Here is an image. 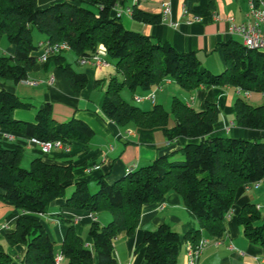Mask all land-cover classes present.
<instances>
[{
	"label": "trees",
	"instance_id": "trees-1",
	"mask_svg": "<svg viewBox=\"0 0 264 264\" xmlns=\"http://www.w3.org/2000/svg\"><path fill=\"white\" fill-rule=\"evenodd\" d=\"M124 0H62L46 7H38L37 0H0V39L4 36L14 45L12 55L0 56V78L13 83L27 78L37 62L38 43L32 40L37 30L49 43L66 42L76 60L92 55L99 44L107 50V60L115 66L116 75L110 77L102 101L103 113L119 126L133 124L149 129L162 127L168 141L178 137L200 138L185 145L183 159L160 156L152 162L132 168L120 179L108 182L97 179V190L90 192L88 182L76 181L65 198V206L110 213L105 224L94 221L88 229L94 252L68 223L60 254L67 264H116L114 240L120 235L131 236L139 224L142 206L159 202L169 192L180 195L184 206L195 216L199 228L189 229L183 236L197 244L202 231L212 239H220L227 232L225 215L230 211L237 191L245 185L264 180V139H245L212 136L220 111L214 102H206L195 110L181 98L173 96L170 110L154 104L144 110L125 100V88L151 92L164 80L175 81L182 89L192 91L204 86H232L244 92L264 94V52L248 48L241 41L230 38L221 43L224 69L213 73L202 66L197 55L180 52L168 43H159L148 35L122 25L112 10ZM197 0H184L187 12H193ZM214 0H208L205 12L195 15L211 16ZM131 16L144 23H157L160 16L149 14L133 5ZM66 51L51 54V60L64 74L70 88L79 92L86 84L85 73L78 72L66 60ZM31 104L15 94L0 90V128L39 140H61L86 143L93 130L74 117L56 122L52 107L46 103L35 113L33 122L14 117L16 109H28ZM170 115L175 124L167 127ZM234 122L244 128L264 130V106L252 105L239 97L234 103ZM23 146L13 141H0V199L20 211L15 229L6 233L9 245L26 246L21 264H55V241L36 217L47 211L53 200L65 196L72 184L73 165L49 163L41 156L30 161L29 168L20 166ZM40 153L41 150L38 149ZM243 236L258 245L264 257V218L251 203L242 206L238 216ZM181 237L168 224L145 230L141 245L144 264H176ZM0 264H14L0 243Z\"/></svg>",
	"mask_w": 264,
	"mask_h": 264
},
{
	"label": "crops",
	"instance_id": "crops-1",
	"mask_svg": "<svg viewBox=\"0 0 264 264\" xmlns=\"http://www.w3.org/2000/svg\"><path fill=\"white\" fill-rule=\"evenodd\" d=\"M60 1L62 0H37V4L38 7H46ZM256 1L258 6L264 10V0ZM165 4H168L170 8L167 14H163L162 11ZM133 5H137L149 14L160 16L159 21L144 23L134 20L127 12L128 9H132ZM183 5L184 0H124L112 10V14L116 15L119 10V17L124 28L148 35L155 42L168 43L177 51H192L197 55L202 66L213 73L221 72L224 69L221 43L237 37L228 33L230 22L228 18L231 17L235 24L249 21L251 19L249 1L214 0L210 11L211 16H200L199 19H194V16L207 10L208 0H197L193 5V12L186 14L183 13ZM213 15H217L219 20L214 19ZM43 38L42 36L37 43ZM0 52L2 53L0 56L12 55L14 45L9 42L0 43ZM38 54L39 50L35 52L36 57ZM66 60L70 62L67 57ZM73 60L78 66L76 68L70 62L74 69L85 73L87 78L85 86L79 92L72 91L64 74L51 60L37 61L32 67L27 78L34 84L13 83L9 79L0 78V90L5 89L15 94L20 100L30 103L33 108L32 111L16 109L14 111L16 119L33 122L36 110L48 103L52 107V117L56 122L74 117L86 122L93 130L92 137L86 143L71 141L64 148L52 149L49 153L43 154L29 143V137L0 128V141L19 143L24 149L39 152L38 156L49 163L65 161L72 163L73 180L67 188L72 189L74 183L80 180L88 182V186L89 183L95 182L96 184L100 177L108 182L116 181L124 176L126 168H138L160 156L179 159L185 145L201 140L200 138L178 137L168 141L162 127L144 129L131 123L124 126L117 125L102 111L105 87L110 77L116 75L113 62L107 60V64L96 67L90 63L81 65L75 62V55ZM165 86L169 87V93L175 89L183 91L187 96L181 99L195 110L203 109L206 102H214L217 105L220 115L213 126L212 136L264 139V130L240 127L234 122L236 99L241 97L252 105L264 106V94L261 92L245 93L232 86L204 85L187 91L175 81L167 79L161 84L160 89L156 87L152 90L153 100L145 97L138 102L135 97H144L148 94L139 89L132 93L125 88L121 95L124 94L122 97L126 99L129 94L131 99L142 104L140 107L144 110L151 109L154 104H161L164 107L166 104L163 103H167L163 95ZM170 103L167 104L169 107H164L167 111L170 110ZM174 124L175 121L170 115L167 127H172ZM10 136L12 139L9 138ZM262 183L264 180L242 186L237 191L230 209L231 215L226 219L227 232L222 238H209L202 231V238L208 239V244L202 250L196 264H264L261 248L247 241L237 221V216L246 203L253 204L260 217L264 218V186ZM65 198L53 200L47 211L36 217L49 237L56 241L57 254H60V244L64 239L68 223L74 225L76 233L81 237L82 233L87 230L86 237L82 238L94 252L92 239L88 236L89 226L94 221L99 224L107 223L106 221L111 218L110 213L107 211V215L101 213L97 215L90 211L70 208L65 206ZM20 213V211L14 212L12 206L0 199V243L11 256L14 264H21L26 246L23 244L9 245L5 234L15 229V220ZM99 217L104 222H101ZM162 223L168 224L181 237V248L176 264H187V247L190 242L184 240L183 236L189 229L199 228V224L195 216L184 206L180 195L175 192L167 193L159 202L144 204L134 233L131 236L120 234L114 240L113 255L116 264H144L145 249L141 245L143 232L154 230ZM60 264H67V261L62 258ZM94 264H97L96 255Z\"/></svg>",
	"mask_w": 264,
	"mask_h": 264
},
{
	"label": "built area",
	"instance_id": "built-area-1",
	"mask_svg": "<svg viewBox=\"0 0 264 264\" xmlns=\"http://www.w3.org/2000/svg\"><path fill=\"white\" fill-rule=\"evenodd\" d=\"M248 1H249V14L251 19L246 23L235 24L232 21L231 17L228 18V20L230 21L228 26V33L231 36H237L244 46L264 52V10H262L258 6L256 0H248ZM169 10H170L169 5L165 4L162 10L163 14H167ZM182 10L184 14L187 13V10L184 5ZM127 12L131 14V9H128ZM116 16H120L119 10H117ZM199 18L200 16H194V19H199ZM213 18L219 20V17L217 15H213ZM38 47H39L38 49L39 54L37 55V61L39 62L47 61L48 57L51 54H56L61 51L70 50V46L66 42L52 44L46 40L40 41L38 43ZM106 58H107V50L103 44H99L96 50L92 53V55L87 57H81L78 60V63L81 65L90 63L98 67L107 64ZM20 82L25 84H34V82L28 78L21 79ZM160 86L161 84H159L157 88L160 89ZM237 89L238 91H241L239 88ZM145 97L153 100V91L149 92L144 97H135V99L137 101H140ZM9 138L12 139L11 136ZM29 143L32 146L40 149L43 154L49 153L52 149H61L66 146V144H64L61 140L44 141L34 137L29 138ZM130 169L132 168L131 167L126 168L125 172H128ZM230 215L231 213L230 211H228L225 215V218L228 219ZM207 244H208V239L206 238H201L197 244L190 243L187 247V264H196L199 255L201 254L202 250L206 247ZM61 260H62V255L57 254L55 257V264H60Z\"/></svg>",
	"mask_w": 264,
	"mask_h": 264
},
{
	"label": "rangeland",
	"instance_id": "rangeland-1",
	"mask_svg": "<svg viewBox=\"0 0 264 264\" xmlns=\"http://www.w3.org/2000/svg\"><path fill=\"white\" fill-rule=\"evenodd\" d=\"M42 37V35L37 31V30H33L32 31V40H33V42L34 43H37V41L40 39ZM235 39H237V40H239V38L238 37H235ZM240 41V40H239ZM0 43H8V41H7V39L3 36L1 39H0ZM2 53L0 52V55H1ZM66 57L68 58V60H70V62H72V64H74V66L76 67V68H78V66L73 62L74 60V54H73V52H71V51H66ZM168 89H169V87L168 86H165V88H164V91H163V95H164V98L166 97V100H167V103H163L166 107L168 106L167 104H169L170 103V101H171V98H172V96H177L178 98H182L183 96H187L185 93H183V91H180V90H178V89H175V90H172L170 93H169V91H168ZM124 93V92H123ZM124 95V94H123ZM122 95V96H123ZM125 100H127V101H129L130 103H132V104H137V105H139V106H142V104H139V103H137L136 101H134L133 99H131L130 98V95L128 94V96H127V98L125 99ZM135 102V103H134ZM139 102V101H138ZM164 106V107H165ZM169 107V106H168ZM32 107L31 108H28V109H24V110H22V111H32ZM37 111V110H36ZM16 118V117H15ZM229 137H231V136H229ZM39 155V152H32V151H30V150H27V149H24L23 150V155H22V158H21V161H20V166L21 167H23V168H29V165H30V161H31V159L33 158V157H35V156H38ZM184 158V155L183 154H181L180 156H179V159H183ZM262 185L264 186V183H262ZM89 191L90 192H95L96 190H97V184H95V182L94 183H89ZM72 190H73V188L71 189V188H67L66 189V191H65V196L64 197H67L71 192H72ZM261 204H263V203H261ZM262 211H263V209L260 211L261 213H262ZM105 214V215H107L108 214V212L107 211H101V212H99V213H96L97 215H99V214ZM100 218V217H99ZM100 221L101 222H104L101 218H100ZM106 222H108V221H106ZM105 224V223H104ZM86 232H87V230H85L83 233H82V237L84 238V237H86ZM57 250H58V246H57V243H56V241H55V251L57 252Z\"/></svg>",
	"mask_w": 264,
	"mask_h": 264
}]
</instances>
